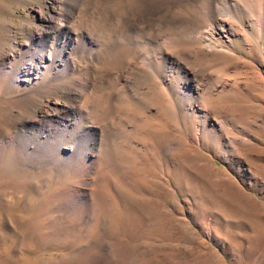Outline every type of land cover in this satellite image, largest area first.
Segmentation results:
<instances>
[{
  "label": "rangeland",
  "instance_id": "1",
  "mask_svg": "<svg viewBox=\"0 0 264 264\" xmlns=\"http://www.w3.org/2000/svg\"><path fill=\"white\" fill-rule=\"evenodd\" d=\"M228 1L264 27V0ZM84 2L60 54L35 35L45 0H0V264H264V116L229 90L260 93L238 60L264 77V38L259 52L232 38L234 63L176 37L230 20L223 0ZM41 53H56L48 68ZM195 86L209 118L233 135L245 123L237 150L194 143L181 94ZM73 90L75 134L30 119Z\"/></svg>",
  "mask_w": 264,
  "mask_h": 264
},
{
  "label": "bare ground",
  "instance_id": "2",
  "mask_svg": "<svg viewBox=\"0 0 264 264\" xmlns=\"http://www.w3.org/2000/svg\"><path fill=\"white\" fill-rule=\"evenodd\" d=\"M84 3H85L84 0H45V6L44 8H42V11L40 12L41 24L39 25V27L36 28L35 35H37V37L41 36V42L43 41L44 44L49 43L48 45H51V47L55 45V47L58 48L61 54V52L65 49L67 43L69 44L71 42L70 21L74 17V12L78 10L79 7L83 5L85 6ZM238 3H240L241 5L244 4L243 2L242 3L238 2ZM250 4L254 6L252 3ZM214 5H218V4L214 3ZM222 5L225 8H227L228 11L230 12L231 14L230 20L232 21L228 19L227 15L224 16L226 17V19L225 18L214 19L212 17L213 19L208 21L207 25L202 24L205 26L198 29L197 31L182 32L180 36H176V37L179 38L180 42L182 41L181 43L184 42L185 44L190 46H198L197 49L199 52L205 53L206 55L209 56L211 55L229 56L233 59L234 63L238 61L241 62L242 64L241 66L243 69H245L246 72L247 71L250 72L252 70L251 74H256L255 80L258 83V89L260 91L258 95L252 93L253 88L249 83H246L245 87L242 88L231 87L229 90L236 91L242 97L243 95L254 96V102L247 103L246 106H249L247 107L249 109H255V111L258 112V114L264 116V88L260 87L261 85L264 84V77L262 76L261 73L255 70L253 66H250L249 62L240 61V60L237 61L236 58L233 57L235 51L234 49H231L233 48L232 38H234V41L242 44V47H244L246 50L255 49L258 52L261 51L257 40L260 38L261 39L264 38L263 37L264 27L261 24H253L251 22L253 20H250V17L246 19L247 18L245 15L246 13H242L243 10L240 8L242 10L240 11L238 5L235 2L223 0ZM242 7H244V10L246 11V6L243 5ZM234 11L240 12L239 13L240 15L238 16L233 15ZM253 12L255 11L253 10ZM255 14H257V12ZM253 15L251 14V18L253 17ZM255 16H254L255 19L259 18L258 15ZM179 41L177 42L178 44H180ZM225 42L229 43L228 47L227 45H225ZM85 45L86 44L83 43V46ZM81 46L82 44L80 42L77 43L78 48H80ZM55 55L56 53H54L53 55L51 53H47V54L41 53L39 57L43 61V63L44 61H46V64L44 65L47 66L48 68V66H51V61L56 58ZM229 66L230 65L221 68L223 70L219 69L214 72L212 71L213 73L212 72L211 73L216 76L224 77L226 76V74L224 75V73L230 69ZM196 72H197L196 70H192V73H196ZM199 73H201V75H203L205 78L210 79L209 74L205 75V72L204 73L203 71L200 72V70ZM192 77H194V75ZM235 81L236 80H234L233 82ZM85 83L86 82H84V87H85ZM77 87H79V85ZM197 89L198 87L195 86L193 87V89H191L192 93H189L187 91L185 92V94L184 93L181 94L182 96L181 99L183 101L182 108L185 112V115L193 117L194 118L193 120L195 121L196 124V129L193 135L194 143L201 145L203 144L204 138H207L208 140L213 141L216 144L222 143L224 141V135H225L228 139V144H227L229 146L228 150L236 149L238 142L241 141L242 135L246 136L249 132V130L246 129L244 126L245 123L241 124L242 127H244V130H241L240 133L236 131V134L233 135L226 128V124H228V120L225 117L224 119L222 118L223 119L222 121L219 120L220 118L219 119L213 118V120L212 118H209L207 116L208 115L207 112L203 108H199L195 105L196 100L194 97V93L195 91H197ZM210 89L212 88L210 87ZM78 92H79L78 90L69 91V94L67 93L65 95L64 101H62V103L55 102L50 109L41 112L40 114H32L30 119L36 121L37 117L42 118L45 122L56 125L57 128L59 127L63 128L64 131H68L69 129L68 127H71V130L73 132L71 135L75 134V130L77 129L79 130L83 126L82 115L79 116L77 114L79 113L78 110L73 111V108H77L75 102H77V99H79L77 94ZM222 109H225L227 111H233L235 109V105L231 102L228 103L226 102L222 106ZM58 114H64L68 117H71L73 115L76 116L78 115V117L80 118L78 120L76 119V121L75 120L73 121L72 119L66 120V118L59 119L56 116ZM211 120L213 122H211ZM219 129L221 130V132L219 131ZM92 140L97 141L96 136H94ZM90 169L91 167L88 166L87 169L84 171L82 178L78 181L77 187L79 188V190L74 194L82 196V194H84L83 190L87 189L90 186L91 182L92 183L94 182L91 177V174L89 173Z\"/></svg>",
  "mask_w": 264,
  "mask_h": 264
}]
</instances>
